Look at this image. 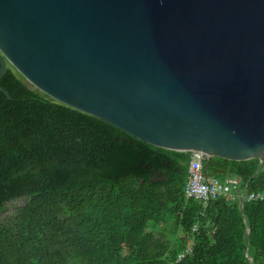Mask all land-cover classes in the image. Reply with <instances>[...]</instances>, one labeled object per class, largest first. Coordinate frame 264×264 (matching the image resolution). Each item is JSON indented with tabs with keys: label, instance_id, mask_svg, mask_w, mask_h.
<instances>
[{
	"label": "water",
	"instance_id": "1",
	"mask_svg": "<svg viewBox=\"0 0 264 264\" xmlns=\"http://www.w3.org/2000/svg\"><path fill=\"white\" fill-rule=\"evenodd\" d=\"M0 65L9 99L12 65L151 145L264 167V0H0Z\"/></svg>",
	"mask_w": 264,
	"mask_h": 264
},
{
	"label": "trees",
	"instance_id": "2",
	"mask_svg": "<svg viewBox=\"0 0 264 264\" xmlns=\"http://www.w3.org/2000/svg\"><path fill=\"white\" fill-rule=\"evenodd\" d=\"M1 85L0 264H264V201L187 198L189 152L59 103L12 65ZM259 167L214 157L204 170L251 193Z\"/></svg>",
	"mask_w": 264,
	"mask_h": 264
},
{
	"label": "built area",
	"instance_id": "3",
	"mask_svg": "<svg viewBox=\"0 0 264 264\" xmlns=\"http://www.w3.org/2000/svg\"><path fill=\"white\" fill-rule=\"evenodd\" d=\"M189 165V180L185 188L187 198L201 200L209 203L217 198H225L227 201L240 200L246 202L264 201V189L249 193L242 188V177L229 176L223 181L215 177L207 176L204 165L207 160L205 152L191 151ZM193 241H190L185 249L178 255L177 262L193 252ZM173 264V263H172Z\"/></svg>",
	"mask_w": 264,
	"mask_h": 264
},
{
	"label": "rangeland",
	"instance_id": "4",
	"mask_svg": "<svg viewBox=\"0 0 264 264\" xmlns=\"http://www.w3.org/2000/svg\"><path fill=\"white\" fill-rule=\"evenodd\" d=\"M161 235L165 238V240L172 239V226H168L167 230H165L163 234L161 233Z\"/></svg>",
	"mask_w": 264,
	"mask_h": 264
}]
</instances>
